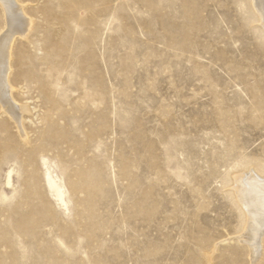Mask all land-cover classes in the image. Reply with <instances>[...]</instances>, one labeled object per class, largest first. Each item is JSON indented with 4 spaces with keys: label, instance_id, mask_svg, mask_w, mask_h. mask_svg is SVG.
<instances>
[{
    "label": "rangeland",
    "instance_id": "rangeland-1",
    "mask_svg": "<svg viewBox=\"0 0 264 264\" xmlns=\"http://www.w3.org/2000/svg\"><path fill=\"white\" fill-rule=\"evenodd\" d=\"M19 1L34 27L12 42L21 128L0 103V264H264L231 193L264 177L250 2Z\"/></svg>",
    "mask_w": 264,
    "mask_h": 264
},
{
    "label": "bare ground",
    "instance_id": "bare-ground-1",
    "mask_svg": "<svg viewBox=\"0 0 264 264\" xmlns=\"http://www.w3.org/2000/svg\"><path fill=\"white\" fill-rule=\"evenodd\" d=\"M248 1L250 2V5L254 11L255 20L260 22L264 28V0ZM19 2V0H0V5L2 6V9L5 13L4 19H6L5 22L7 23V29L2 34H0V103L4 108L2 106L1 107L5 111H7L6 113H8L10 119H16V122L20 127V124L23 121L20 120L21 122H19L18 119L20 118V113L24 110L21 105L17 106L12 102L14 99V87L10 79V75L12 73L11 60L13 59L12 42H15L14 36L16 34L17 36L18 34H20L24 37V39H27V37L29 36V32L33 30L32 27L34 26L33 23L29 20L30 18H23L22 15L25 13V8H23L21 3ZM26 16L27 15H25L24 17ZM21 130L23 132V128ZM247 169H249V171L251 170L250 173L248 172V174H246V169H244L241 172L242 175H236L233 177L232 184L236 183V186L234 185V187H232L231 193L233 194L237 205L240 209H242L245 215L244 227L245 229L248 228L251 235L250 239H253L257 238V236H259L258 234H264V177L256 173V171L259 170L258 166L256 165H251ZM48 182L55 188L58 199L62 203H64V195L57 182L50 176H48ZM244 235L243 237L242 235L240 236L244 238ZM251 251L253 250L251 249ZM207 263H211V259L209 256H207Z\"/></svg>",
    "mask_w": 264,
    "mask_h": 264
}]
</instances>
